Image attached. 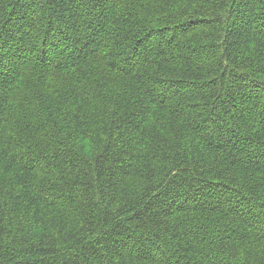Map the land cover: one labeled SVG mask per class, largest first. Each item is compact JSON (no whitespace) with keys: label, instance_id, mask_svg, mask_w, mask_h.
Here are the masks:
<instances>
[{"label":"trees","instance_id":"16d2710c","mask_svg":"<svg viewBox=\"0 0 264 264\" xmlns=\"http://www.w3.org/2000/svg\"><path fill=\"white\" fill-rule=\"evenodd\" d=\"M0 264H264V0H0Z\"/></svg>","mask_w":264,"mask_h":264}]
</instances>
